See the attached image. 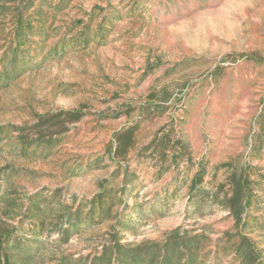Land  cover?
<instances>
[{
  "label": "rangeland",
  "instance_id": "374dc122",
  "mask_svg": "<svg viewBox=\"0 0 264 264\" xmlns=\"http://www.w3.org/2000/svg\"><path fill=\"white\" fill-rule=\"evenodd\" d=\"M233 172L239 223L207 197ZM174 229L203 264H244L242 236L264 260V0H0V264Z\"/></svg>",
  "mask_w": 264,
  "mask_h": 264
},
{
  "label": "trees",
  "instance_id": "16d2710c",
  "mask_svg": "<svg viewBox=\"0 0 264 264\" xmlns=\"http://www.w3.org/2000/svg\"><path fill=\"white\" fill-rule=\"evenodd\" d=\"M36 133L39 131L37 130ZM198 175L195 174L190 185L193 190L191 198L199 191L197 182H200V178L196 180L200 177ZM229 179L232 187L228 193L219 196L216 192L209 191L207 197L212 199L213 204L228 208L235 222L239 223L243 220L242 201L247 188L242 178L235 172L229 176ZM200 239V236L174 229L162 243L145 241L137 244H122L115 241L114 246L111 247L110 257H103L101 260L104 264H203L199 257ZM239 239L238 247L233 253L238 255L244 264H264V260L252 248L248 238L242 236Z\"/></svg>",
  "mask_w": 264,
  "mask_h": 264
}]
</instances>
